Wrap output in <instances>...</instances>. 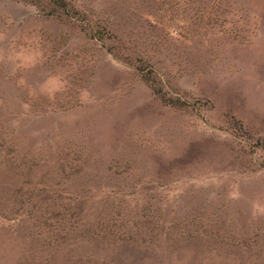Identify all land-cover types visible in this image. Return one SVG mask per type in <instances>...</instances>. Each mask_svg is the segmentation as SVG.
Instances as JSON below:
<instances>
[{"label": "rangeland", "instance_id": "obj_1", "mask_svg": "<svg viewBox=\"0 0 264 264\" xmlns=\"http://www.w3.org/2000/svg\"><path fill=\"white\" fill-rule=\"evenodd\" d=\"M0 264H264V0H0Z\"/></svg>", "mask_w": 264, "mask_h": 264}]
</instances>
